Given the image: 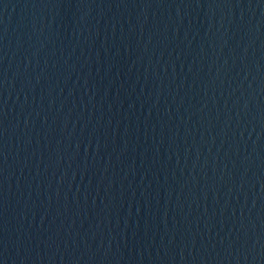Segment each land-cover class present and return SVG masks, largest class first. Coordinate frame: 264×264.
Masks as SVG:
<instances>
[{"label": "water", "instance_id": "water-1", "mask_svg": "<svg viewBox=\"0 0 264 264\" xmlns=\"http://www.w3.org/2000/svg\"><path fill=\"white\" fill-rule=\"evenodd\" d=\"M0 264H264V0H0Z\"/></svg>", "mask_w": 264, "mask_h": 264}]
</instances>
